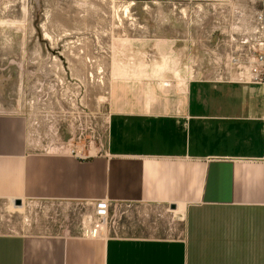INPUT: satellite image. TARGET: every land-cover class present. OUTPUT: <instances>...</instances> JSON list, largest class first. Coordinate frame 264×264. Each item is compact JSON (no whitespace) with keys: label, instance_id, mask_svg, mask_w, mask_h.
I'll list each match as a JSON object with an SVG mask.
<instances>
[{"label":"crops","instance_id":"crops-1","mask_svg":"<svg viewBox=\"0 0 264 264\" xmlns=\"http://www.w3.org/2000/svg\"><path fill=\"white\" fill-rule=\"evenodd\" d=\"M203 87L198 101H114L86 162L38 150L28 115L0 109V200L67 213L105 198L115 219L94 237L76 216L71 233L1 229L0 264H264V95Z\"/></svg>","mask_w":264,"mask_h":264},{"label":"rangeland","instance_id":"rangeland-1","mask_svg":"<svg viewBox=\"0 0 264 264\" xmlns=\"http://www.w3.org/2000/svg\"><path fill=\"white\" fill-rule=\"evenodd\" d=\"M243 1L0 0V109L39 119L30 129L38 150L62 140L77 161L100 157L102 119L108 133L122 108L114 101H198L203 86L212 93L221 85L261 84L213 71L224 52L218 27L231 3ZM219 94L211 95L218 101ZM29 101L38 102L29 107ZM9 203L0 200V230L26 231L48 220L71 233L74 217L90 208L78 203L66 213L49 204L29 209Z\"/></svg>","mask_w":264,"mask_h":264},{"label":"built area","instance_id":"built-area-1","mask_svg":"<svg viewBox=\"0 0 264 264\" xmlns=\"http://www.w3.org/2000/svg\"><path fill=\"white\" fill-rule=\"evenodd\" d=\"M232 11L225 18L222 28L218 27L219 45L224 52L219 53L213 71L217 74L229 73L238 83L253 80L264 84V0H244L240 3H231ZM38 101H29V107ZM56 104L63 101H54ZM30 120V129L39 125V119L26 113ZM100 125L101 137L108 131L107 119H102ZM56 128V134L59 131ZM59 141V140H58ZM65 142H46L41 151H67L68 156L76 153L71 144ZM57 154V153H55ZM111 203L107 199H98L91 203L89 210L79 211L78 227L82 235L90 237L104 233L108 227L115 225L111 215Z\"/></svg>","mask_w":264,"mask_h":264},{"label":"bare ground","instance_id":"bare-ground-1","mask_svg":"<svg viewBox=\"0 0 264 264\" xmlns=\"http://www.w3.org/2000/svg\"><path fill=\"white\" fill-rule=\"evenodd\" d=\"M242 85L244 86V88H247V89H249L251 91H253V90L261 91L263 93V95H264V84H262V83L261 84H252V83L246 82V83H243ZM20 204H16V205H20Z\"/></svg>","mask_w":264,"mask_h":264},{"label":"water","instance_id":"water-1","mask_svg":"<svg viewBox=\"0 0 264 264\" xmlns=\"http://www.w3.org/2000/svg\"><path fill=\"white\" fill-rule=\"evenodd\" d=\"M14 202H15V204H20V203H21V200H20V199H16ZM170 207H171V208H174L175 205L172 204Z\"/></svg>","mask_w":264,"mask_h":264}]
</instances>
